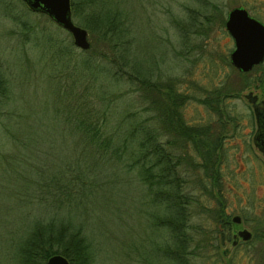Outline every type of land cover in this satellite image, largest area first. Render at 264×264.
Returning a JSON list of instances; mask_svg holds the SVG:
<instances>
[{"label":"trees","instance_id":"16d2710c","mask_svg":"<svg viewBox=\"0 0 264 264\" xmlns=\"http://www.w3.org/2000/svg\"><path fill=\"white\" fill-rule=\"evenodd\" d=\"M69 5L72 20L84 26L98 45L80 49L72 43L69 33L46 14L28 11L20 0H0L1 13L16 28L12 39L17 49L13 65L0 60V127L15 145L30 149V176L26 178L30 196L47 210L45 217L35 218L17 241L19 264H43L56 252L65 256L69 264H92L95 249L82 224L74 221L78 215L75 208L82 207L86 197L92 201L103 194L97 174L104 164L134 169L139 181L145 184V194L157 210L154 223L168 231L160 245L161 251L170 253L167 262L219 263L217 251L208 250H202L206 253L203 262L190 261V254L195 255L189 248L194 235L188 231L198 226L197 222L189 221V216L203 214L210 222L203 238L196 242L207 244L214 239L213 235H219L221 240L225 237L223 241L229 239V223L234 222L224 215L222 206L214 207L215 199L206 188L214 189L222 176L221 158L213 168L200 156L198 168L203 169L204 165L208 168L198 180L203 183L202 194L207 192V196L194 212L192 203L196 194L190 191L195 187L186 190V180L175 168L182 164L186 171L188 166L169 150L170 143H175L169 134L187 139L211 131L214 138L218 136L212 133V127L207 128L211 119L205 128L202 124L183 127L180 120L183 101L194 100L196 94L179 87L175 90L172 83L170 86L162 82L155 73L157 64L153 69L147 66V55L139 50L138 41L152 9L147 8L143 17L136 0H69ZM216 5L215 0L203 1L199 9L189 11L179 44L184 53L190 51L189 44L193 49L197 42L205 46L213 20L208 17V9L215 10ZM203 55L200 61L212 70L219 56L214 49L213 54L209 49ZM226 65L234 69L244 85L252 77L264 84V59L247 71L234 68L228 59ZM226 74L220 82H214L213 78L207 86L202 85L203 97L206 92L212 93L199 100L205 104L207 115L222 116L224 121L228 120L226 116L236 115L223 103V98L236 92ZM32 82L46 90L47 100L40 112L31 106L24 109L23 96L15 91L18 86H31ZM120 86L131 95L125 105L112 106L108 103L109 96ZM251 116L253 113L250 119ZM45 124L55 127L44 129ZM44 131L61 133L62 147L71 151L73 157L59 162L35 160L34 154L44 148L40 138ZM161 136H165L163 141L158 139ZM256 225L258 232L254 230L244 242L251 244L255 238L260 239L255 256L258 264H264V226ZM217 228L220 233L213 234ZM237 244L235 241L232 245ZM233 256L231 253L222 264H233Z\"/></svg>","mask_w":264,"mask_h":264},{"label":"rangeland","instance_id":"374dc122","mask_svg":"<svg viewBox=\"0 0 264 264\" xmlns=\"http://www.w3.org/2000/svg\"><path fill=\"white\" fill-rule=\"evenodd\" d=\"M20 1L28 11L38 12L27 8L24 0ZM203 1L213 0H136V6H140L143 17L147 8L152 9L149 21L144 23L145 28L138 41V48L142 53H146V64L149 68L153 69L154 64H157L155 73L161 76L162 82L170 86L172 83L175 90L179 87V90L196 94V98L192 97L194 100L183 101L180 111L183 127L202 124L205 128L208 125L207 120L211 119V125L207 128L212 127V133L218 136L214 138L211 131L190 135L187 139L169 134L170 139L175 141L170 143V152L178 155L189 167L184 171L182 164L175 166L179 176L186 180V190L191 186L195 187L190 191L196 194V200L192 203L193 211H198L202 199L207 196V192L202 194L200 185L203 183L198 178L208 167L204 165L203 169H199V158L202 157L213 168H216L214 164L221 158L223 174L214 189L208 186L206 188L215 199L212 201L214 207L222 206L228 220L235 214L240 218L239 222L229 223V239L223 241L225 237L221 240L219 235H213L214 239L206 244L196 240L203 238L210 221L203 214H191L189 221L197 222L198 226L188 231L194 235L189 248L195 255L190 254V261L203 262L206 253L202 250H208L210 253L217 251L219 263L215 264H222L231 253L234 254L233 264H258L255 253L257 246L261 244L260 239L255 238L251 244L244 240L253 235L254 230L258 232L256 224L261 228L264 226V155L252 143L256 124L252 116L250 119L252 107L245 94L251 91L256 94V101L264 99V84L252 77L248 79L247 85H244L234 74V69L226 65L233 42L223 22L229 8L241 6L248 14L264 23V0H215L216 9H208V17L213 20L205 46L197 42L193 49L189 44L190 51L184 53L179 45L183 25L188 21L189 11L199 9ZM73 22L82 26L74 19ZM15 33L13 21L4 16L0 9V60L9 65H13L17 52L12 39ZM87 39L89 46L99 44L91 40L88 33ZM209 49L212 54L214 49L215 55L219 56L215 58L216 66L212 67V70L206 62L200 61ZM28 54L32 56L33 53ZM225 73L226 79L232 82L233 90H236L231 96L223 98L227 110L236 113L234 117L226 116V121L222 116L207 115L205 104L199 103L201 98L205 99L212 93L206 92L203 97L202 85L207 86V82L213 78L214 82H220ZM122 88L124 87L120 86V89L111 92L108 102L110 105L122 106L127 103L126 98L131 93H125ZM15 91L21 92L24 109L31 106L40 112L47 100L43 86H37L33 82L28 87L18 86ZM20 101L22 103L21 99ZM94 102L96 103V99ZM115 116L111 115L112 118ZM47 127L55 126L45 124L44 129ZM61 136L57 131L42 132L40 138L44 148L39 154H34L37 155L35 160L59 162L65 157H73L71 151L63 149ZM164 138L165 136H161L158 139L163 141ZM29 150L15 145L0 127V264H19L17 241L35 218H43L47 213L46 207L34 202L30 196V185L26 180L30 176L29 165L32 161ZM211 154L214 155L213 160ZM97 178L102 182L99 188L103 190V194L93 197L92 201L86 197L83 206L75 208L78 215L74 220L82 224V230L95 249L92 264H170V261L167 262L170 253L160 249L168 231L154 223V213H157L155 204L150 201L148 194H145L146 186L139 181L135 170L104 164ZM241 228L248 230L251 235L245 239L237 236L238 244L233 246L230 244L231 238ZM220 231L221 229L216 230L213 234H219Z\"/></svg>","mask_w":264,"mask_h":264},{"label":"water","instance_id":"95a60500","mask_svg":"<svg viewBox=\"0 0 264 264\" xmlns=\"http://www.w3.org/2000/svg\"><path fill=\"white\" fill-rule=\"evenodd\" d=\"M31 10L45 13L52 21L64 28L71 36L72 43L80 49L89 46L86 29L73 22L70 15L69 0H24ZM225 30L233 40L228 53L230 64L241 71L249 70L253 65L264 59V23L248 14L241 6H233L227 10L223 22ZM251 103L255 130L252 143L264 155V99L256 101V94L248 91L245 94ZM231 220L239 222L238 215H232ZM233 235L242 239L249 237L245 228L238 229ZM234 243V240L232 241ZM43 264H69L60 253L50 254Z\"/></svg>","mask_w":264,"mask_h":264}]
</instances>
